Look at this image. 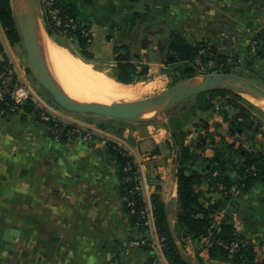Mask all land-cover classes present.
<instances>
[{
    "label": "crops",
    "instance_id": "obj_1",
    "mask_svg": "<svg viewBox=\"0 0 264 264\" xmlns=\"http://www.w3.org/2000/svg\"><path fill=\"white\" fill-rule=\"evenodd\" d=\"M73 1L89 16L91 47L96 53L109 34L106 42L113 47L128 44L131 59L147 64L150 75L157 65L162 66L170 35L178 33L188 43H210L236 61L243 76L248 73L264 83V52L251 49L254 40L260 50L264 45V0ZM0 32V75L15 68L42 109L92 135L90 140L81 133L57 139L40 115L0 109V264H149L153 253L129 247L132 239L142 236L154 239V254L162 264H171L157 235L152 204L156 193L166 204L179 250L191 264H230L211 259L205 248L200 251L171 223L170 214L180 212V148L173 138L171 118L125 125L120 123L123 119L97 115L86 119L47 101L29 72L21 42L9 39L1 21ZM199 105L194 103L179 129L186 133L187 143L197 145L196 153L225 154L227 176L235 178L239 150L254 147L264 152V134L252 126L254 122L247 124L246 132L232 126L237 108L227 107L225 119L221 111ZM110 141L125 148L138 165L149 210L146 233L132 224L124 208L117 167L107 151ZM211 195L220 214L231 217L239 234L264 244L263 184L245 194L234 193L230 199L219 192Z\"/></svg>",
    "mask_w": 264,
    "mask_h": 264
},
{
    "label": "trees",
    "instance_id": "obj_2",
    "mask_svg": "<svg viewBox=\"0 0 264 264\" xmlns=\"http://www.w3.org/2000/svg\"><path fill=\"white\" fill-rule=\"evenodd\" d=\"M54 7L59 8L63 19H73L76 27L72 28V25L57 27L48 13L44 11V24L48 34L66 38L73 36L81 49L75 53L84 61L94 63L95 57L90 51L92 34L85 35V30L90 29L89 16L79 9L73 0H57ZM0 21L5 27L9 39L12 42H19L20 36L13 17L11 0H0ZM63 30H66L67 33L64 34ZM167 50L169 52L168 62L181 63V66L176 70L181 72L182 78L197 75L201 65L206 67L208 72L230 73L232 71L230 65L232 60L219 53L214 46L205 41L188 43L180 34L172 33ZM201 51L204 52L201 53ZM256 52L263 53L264 45H261V50L257 47ZM114 53L116 71L112 75L113 78L126 84L147 79L148 65L136 63L131 59L128 44L115 45ZM198 59L201 61L200 64L197 62ZM210 59L214 60L213 67L208 64ZM198 99L200 108L219 110L225 119H228L227 107L237 108L238 117L231 121V124L241 127L244 132L247 131V124L258 120L251 108L254 105L246 106L241 102L243 97L233 91L209 90L200 93ZM10 101V97L5 96L0 101V109L8 110L7 103ZM23 110L25 113L40 115V109L37 108L33 100L28 101ZM48 123L60 132L62 140L67 139L69 131L77 128L74 124L56 118H52ZM255 129L261 130L259 126ZM261 132L264 134V130ZM173 138L180 148L177 189L180 205L179 221L190 228L194 237L205 236L207 238L204 248L211 259L230 264H264V244L249 241L244 235L239 234L231 217L224 215L221 219H217L220 209L214 204L211 195L219 192L223 198L230 199L234 195V191L245 194L258 184L264 185V152L254 147L239 150L240 161L237 175L235 178H230L227 176L225 154L218 151L215 157H206L196 153L194 147L197 145L186 142V133L182 129L174 128ZM107 151L113 164L117 167L122 197L127 198L123 202L124 208L132 224L144 232L148 229V225L146 224L147 216L142 213L145 208L143 196L136 190L138 184L136 177L139 175L138 165L133 156L116 142L110 141ZM129 201L134 204L130 205ZM152 204L157 235L167 259L171 264H191L181 254L175 241L167 217L166 204L160 193L154 194ZM237 240L240 241L239 247L232 250L231 243ZM140 247L153 253L148 263L154 264L156 255L153 247L148 243Z\"/></svg>",
    "mask_w": 264,
    "mask_h": 264
},
{
    "label": "water",
    "instance_id": "obj_3",
    "mask_svg": "<svg viewBox=\"0 0 264 264\" xmlns=\"http://www.w3.org/2000/svg\"><path fill=\"white\" fill-rule=\"evenodd\" d=\"M38 3L39 0H11L13 17L34 79L47 91L55 103L67 111L141 122L150 120L144 118L145 115L168 111L181 101L209 90H230L238 93L237 89L243 88L264 100V89L257 83L245 76L226 72L198 74L166 93L167 98H159L148 104L124 100L90 103L74 99L58 85L48 68L41 38L36 35L40 21ZM184 258L188 261V258Z\"/></svg>",
    "mask_w": 264,
    "mask_h": 264
},
{
    "label": "rangeland",
    "instance_id": "obj_4",
    "mask_svg": "<svg viewBox=\"0 0 264 264\" xmlns=\"http://www.w3.org/2000/svg\"><path fill=\"white\" fill-rule=\"evenodd\" d=\"M38 13L40 16L42 26L44 27V30H45L44 7L42 4V0H39V3H38ZM45 32L47 33L46 30H45ZM107 35H109V34H107ZM107 35L102 38L103 45L100 47V50H98L99 53L94 52V50L92 49L91 46H90V51L94 54V57H95V61H94V63H92V65L95 68H98V69L104 71L105 73H107L108 75L112 76L116 71V66H115V62H114L115 53H114V47L112 46L113 44H108L106 42ZM51 37H52L51 39L55 43H57L58 45L68 49L70 52H72L76 56H78V55L75 52L81 51L76 39L73 36L66 38V37H63L60 35H53ZM166 42H168V41H166ZM21 52H23V51L21 50ZM165 55H166V57L161 61L162 66L157 65L156 68L153 70V72L150 75H148L146 80L133 83L131 88H132V90L135 89L133 91L136 93H134V96L132 98L124 99V101H132L133 100V101H136V102L139 101L142 103V102H153V101L158 100L159 98H162V99L167 98L168 94H166V93H169L170 91H172L180 83L196 76V75H194L193 77L182 78L181 72H178L176 70L179 66H181V63L168 62V56H169L168 50L165 52ZM197 62H198V64H200L201 63L200 59H198ZM230 65L232 66V71L230 73H233L235 75H242L243 74V71L236 68V66H237L236 61L232 60L230 62ZM201 68H202V65L200 66V69ZM29 72H30L31 76L33 77V74L31 72L30 68H29ZM246 76H247V78L251 79L252 81L257 83L260 87H262L264 89V83L262 81H260L258 78L252 77V76L248 75V73H246ZM37 85L40 89V93L42 94L43 98L46 99L47 101L51 102V103H55L51 99V97L47 93V91L38 82H37ZM199 94L193 95V96L181 101L180 103H178L177 105H175L174 107L169 109L168 111L162 112L160 114L145 115L144 118L154 119V118L160 117V116L169 117V118H171L172 126L179 129L182 122L187 118V115L189 114V110L191 108H193L194 103H196V104L199 103V99H198ZM240 95L243 97V100H241V102L244 103L246 106L254 105L253 107H251L252 111L257 117H259V119L256 122H254L252 126L255 128L259 126L261 128V130H264V108H261L255 104H253L251 101H249L247 98H245L244 95H242V94H240ZM118 101H123V99H119ZM181 110H185V111L181 112ZM94 116L95 115H84V114L82 115V117H86V119H87V117L93 118ZM120 121H122L120 123H123L125 125H131V123H137V122H131L128 120H120ZM146 121H148V120H146ZM84 133H81V135L83 136ZM234 193L238 194L239 192L234 191ZM170 215H171V218H170L171 223H173V225L176 226V230H178L180 234H183V235L186 234V237H188V239H190V241L195 243V247L199 248L201 251L204 248V244H205V241H207V238L205 236L194 237L190 228L186 224L181 223L179 221L180 212L177 213V215H175V213L172 212ZM221 218H222V215L219 213L217 215V219H221ZM148 230H149V227L144 232H142V234L148 232ZM142 237L148 239L149 241L154 240L150 236H142Z\"/></svg>",
    "mask_w": 264,
    "mask_h": 264
},
{
    "label": "bare ground",
    "instance_id": "obj_5",
    "mask_svg": "<svg viewBox=\"0 0 264 264\" xmlns=\"http://www.w3.org/2000/svg\"><path fill=\"white\" fill-rule=\"evenodd\" d=\"M41 38L43 51L50 73L66 94L74 99L90 103H109L134 96L132 83L117 81L104 71L95 68L68 49L55 43L45 32L41 20L36 30ZM137 89V88H136ZM138 91V90H137ZM253 104L264 108V100L246 89H237ZM133 101V100H132ZM141 103V102H138ZM150 102H142L148 104Z\"/></svg>",
    "mask_w": 264,
    "mask_h": 264
},
{
    "label": "built area",
    "instance_id": "obj_6",
    "mask_svg": "<svg viewBox=\"0 0 264 264\" xmlns=\"http://www.w3.org/2000/svg\"><path fill=\"white\" fill-rule=\"evenodd\" d=\"M56 1L57 0H42L44 11H46L48 13L51 20L54 22L55 26L61 27L62 25H64L65 27H69L72 25L71 27L75 28L76 25L74 24L73 19H63L62 16L60 15L59 8L54 7V4ZM63 33L66 34L67 31L63 30ZM90 33H91L90 29L85 30L86 36L89 35ZM1 41H2V35L0 32V43H1ZM257 46H258V42L256 40H254L251 44V49L253 52H256ZM202 52H204V51H201V53ZM208 64L210 67H213L214 60L210 59ZM212 72H219V71H212ZM204 73H210V72L206 71V67L202 66V68L200 69V72L198 74H204ZM0 93H1L2 99L5 96L10 97L11 101L8 102L7 105H8V111L11 113L23 112L24 111L23 110L24 105H26L28 101L33 100V93H32L30 85L27 84L26 82L22 81L20 79V77L17 75L15 68H12V67H9L0 75ZM36 105H37V108L40 109V116H41V119H43L44 121L48 122L52 118H56L52 114L47 112L46 110L42 109L37 103H36ZM217 109H218V107H217ZM56 119H59V118H56ZM53 131H54L55 138H57V139L61 138L60 132L55 127H53ZM76 133H81L78 128H75L74 130L69 131L67 133V135L70 136V135H74ZM83 138H84V140H90L92 138V135L90 132L87 131L83 134ZM136 179L138 181V184L136 185V190H138L143 196L142 189H141V183H140V176L137 175ZM124 199H127V198H124ZM143 199H144V197H143ZM129 204L133 205L134 203L132 201H129ZM142 213L147 216L146 224L149 227V210L146 207V204H145V208L143 209ZM147 241H148V239H146L144 237L132 239L129 242V247H140L141 245L148 243L151 247H153V249L155 251L156 244H155L154 240L149 241V242H147ZM239 244H240L239 240L233 241L231 243V249L236 250L239 247ZM225 247H228V245H225ZM154 264H162L161 260L158 256H156Z\"/></svg>",
    "mask_w": 264,
    "mask_h": 264
}]
</instances>
